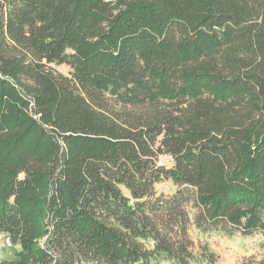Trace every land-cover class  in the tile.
<instances>
[{"label": "trees", "instance_id": "1", "mask_svg": "<svg viewBox=\"0 0 264 264\" xmlns=\"http://www.w3.org/2000/svg\"><path fill=\"white\" fill-rule=\"evenodd\" d=\"M193 227L264 234V0H0V264L217 263Z\"/></svg>", "mask_w": 264, "mask_h": 264}, {"label": "rangeland", "instance_id": "2", "mask_svg": "<svg viewBox=\"0 0 264 264\" xmlns=\"http://www.w3.org/2000/svg\"><path fill=\"white\" fill-rule=\"evenodd\" d=\"M59 72L69 74L70 69L67 66L55 67ZM160 162L170 166L172 164L171 157H162ZM159 194H170L176 190L171 181H164L155 186ZM192 238L195 242V251L199 252V245L204 243L212 252L218 255L215 264H259L264 256L262 244L264 242V234L255 232L253 234L244 235L241 232L228 236L225 233H203L193 227L191 230ZM8 243L9 240L2 241ZM2 242L0 247H2ZM4 244V243H3ZM160 264H171L169 262H161ZM199 264H209L202 262Z\"/></svg>", "mask_w": 264, "mask_h": 264}]
</instances>
